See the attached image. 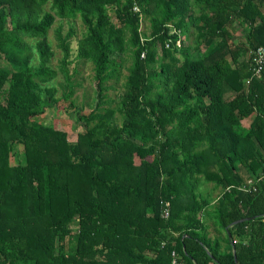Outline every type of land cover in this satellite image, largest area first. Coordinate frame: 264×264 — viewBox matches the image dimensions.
I'll return each mask as SVG.
<instances>
[{
    "label": "trees",
    "instance_id": "obj_1",
    "mask_svg": "<svg viewBox=\"0 0 264 264\" xmlns=\"http://www.w3.org/2000/svg\"><path fill=\"white\" fill-rule=\"evenodd\" d=\"M77 19L88 113L68 67ZM259 47L264 0H0V264H264ZM44 95L75 109V141L41 120Z\"/></svg>",
    "mask_w": 264,
    "mask_h": 264
},
{
    "label": "rangeland",
    "instance_id": "obj_2",
    "mask_svg": "<svg viewBox=\"0 0 264 264\" xmlns=\"http://www.w3.org/2000/svg\"><path fill=\"white\" fill-rule=\"evenodd\" d=\"M109 13L112 17V20L117 23L114 13L112 9L109 10ZM74 23V29H75V35L72 38L71 43V64L68 66L70 73H73V71L76 68V73L74 75V78L77 82L80 83V85H77L75 87V94L73 96V101L75 103L74 108H80L83 113H88L89 110L94 105V83H93V75L94 70L93 66L88 61H81L77 59V40L81 38L84 27L81 24L80 19L75 20ZM70 23H63L64 30L68 28ZM60 23L56 22L51 29L49 33V40L52 43V49L55 50V59L52 62V65L55 66L57 64V59L61 57V53L55 48V42H54V29L59 26ZM149 22L146 18L142 19L141 24V31L148 34L149 33ZM237 41H244L243 34H239L237 36ZM33 64H37V55L34 54L33 58ZM4 63L0 61V65H3ZM129 66L128 63L126 65L122 66L120 72L121 76L119 78V81L115 82L114 80H111L108 82L107 85L112 86V88H109L106 91L107 97L111 100H114L115 102L120 99V96L122 95L124 91V83H125V76L128 74L127 67ZM62 80L61 76L57 78L56 81L53 82V85H51L55 90V97L59 98L62 95V88L59 85L60 81ZM43 101L45 103L46 109L44 115L41 117V120L44 121L46 124H52L57 129H62L64 126L67 127L68 130H70L69 139L70 141H75L76 133L81 131L80 126L75 122L74 118V108L70 105L69 101H59L54 102L48 98V95H44ZM113 105H115L113 103ZM244 125H248V122H244ZM203 178H200V183L198 184L197 193H200L203 197L210 198L212 201L216 199V196L218 194V191L212 189L211 183H205L203 181ZM208 224V233L209 235L214 238L216 235L214 224L212 218L207 219ZM73 226H76V223L73 224Z\"/></svg>",
    "mask_w": 264,
    "mask_h": 264
},
{
    "label": "built area",
    "instance_id": "obj_3",
    "mask_svg": "<svg viewBox=\"0 0 264 264\" xmlns=\"http://www.w3.org/2000/svg\"><path fill=\"white\" fill-rule=\"evenodd\" d=\"M250 54L253 55V61H254L253 73L255 75H259L264 69V48L259 47L255 51L250 52ZM251 183H252V180L250 179L248 181V184H251ZM169 207H170V203L166 202L165 207H164V213H163L164 217H167L169 215ZM171 264H177L176 254L174 252L172 253Z\"/></svg>",
    "mask_w": 264,
    "mask_h": 264
},
{
    "label": "crops",
    "instance_id": "obj_4",
    "mask_svg": "<svg viewBox=\"0 0 264 264\" xmlns=\"http://www.w3.org/2000/svg\"><path fill=\"white\" fill-rule=\"evenodd\" d=\"M243 121H244V122H245V121L248 122V125H244V124H243ZM250 122H251V118L249 117V118H246V119L242 120L241 124H242L243 127L247 128V127L249 126Z\"/></svg>",
    "mask_w": 264,
    "mask_h": 264
}]
</instances>
